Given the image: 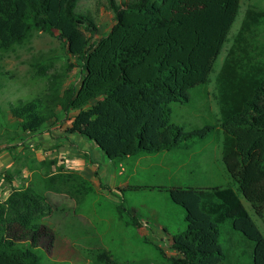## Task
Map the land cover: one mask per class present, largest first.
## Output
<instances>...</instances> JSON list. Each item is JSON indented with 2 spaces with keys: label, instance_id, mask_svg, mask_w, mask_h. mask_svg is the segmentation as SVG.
Instances as JSON below:
<instances>
[{
  "label": "trees",
  "instance_id": "obj_1",
  "mask_svg": "<svg viewBox=\"0 0 264 264\" xmlns=\"http://www.w3.org/2000/svg\"><path fill=\"white\" fill-rule=\"evenodd\" d=\"M108 9L115 24L95 42L97 22L90 11L79 10V0H0V54L41 32L57 36L84 69L79 86L65 87L73 65L49 75L53 63H37L35 73L49 77L48 88L32 101L10 103L17 132L3 144L40 133L59 119L58 111L75 113L68 133L94 142L116 162L187 149L183 139L205 137L211 128L186 132L172 123L171 105L189 103L191 91L209 81L240 0H108ZM216 80L223 164L264 223V9H247ZM43 182L42 191L33 184L11 185L9 197L0 202V256L43 264L39 250L51 252L57 237L48 219L62 209L45 192L66 194L77 205L97 194L77 173H47ZM165 193L184 210L187 222L184 230L169 232L184 261L165 258V264H223L220 239L228 223L251 243L253 264H264V236L233 188L175 187ZM119 208L126 210L122 201ZM129 215L127 225L139 230L143 223Z\"/></svg>",
  "mask_w": 264,
  "mask_h": 264
},
{
  "label": "rangeland",
  "instance_id": "obj_2",
  "mask_svg": "<svg viewBox=\"0 0 264 264\" xmlns=\"http://www.w3.org/2000/svg\"><path fill=\"white\" fill-rule=\"evenodd\" d=\"M251 7L264 9V0H240V10L228 41L214 64L209 81L205 86L191 91L189 103L171 105L172 123L181 126L186 132L211 128L203 135L204 139L200 136L183 139L182 145L189 146L187 149L172 152V163L175 165L173 169L169 166L168 160L166 165L158 162L159 155L155 154L149 155L150 161L142 163L136 170L128 166L125 176L119 179L129 178L132 187L136 190L142 189L139 192H125L120 197L126 208L125 211L119 208L120 203L113 193L92 194L77 205L66 194L45 192L48 196H52L62 209L48 219L47 223L55 230L57 237L55 248L51 252L45 249L39 250L43 264H111L112 260H116L118 264H165V258L176 263L183 262V256L174 248L172 239L163 231H149L151 225L147 222L139 230L127 225V220L130 219L129 213L135 211L151 222L157 221L159 217V220L167 223L166 227L171 233L184 230L187 226L184 210L175 205L165 193V189L174 187L233 188L264 236L263 221L251 204L245 200L238 184L228 174L222 161L224 135L220 126L222 115L216 80L227 50L241 27L245 12ZM79 10L90 11L94 16L99 29L95 42L106 35L115 24L114 14L108 9V0H79ZM37 63L42 65L53 63L49 75L64 73L68 64L73 65L74 68L69 73L65 87L70 83L79 86L84 77L83 67L75 57L67 54L57 36L34 32L25 45L0 54L1 146L5 145L4 138L17 132L16 125L8 113L10 103L19 100L32 101L48 88L49 77H38L35 73L34 66ZM88 143L93 145L89 149L91 154L100 160L98 153L103 152L95 143L90 140ZM204 157L209 160V165L203 162ZM222 168L225 169L229 179L225 178ZM103 169H105L104 165ZM46 174L42 170L34 172L31 184L42 191ZM102 181L105 184L107 179L102 178ZM120 211L123 212L122 215ZM142 237H150L149 242ZM220 243L226 255L223 264H253L251 243L241 233L236 232L231 224L222 227ZM155 246L162 249L165 257L156 250ZM104 252L108 255H104ZM0 264H22V262L4 254L0 256Z\"/></svg>",
  "mask_w": 264,
  "mask_h": 264
},
{
  "label": "crops",
  "instance_id": "obj_3",
  "mask_svg": "<svg viewBox=\"0 0 264 264\" xmlns=\"http://www.w3.org/2000/svg\"><path fill=\"white\" fill-rule=\"evenodd\" d=\"M74 115L75 113L64 115L58 111L59 119L48 122L40 133H26L22 135V139L0 146V202L6 201L9 197L11 185L17 189L29 186L32 183V175L38 170L50 175L59 171L77 173L93 184L98 195H102V192L115 194L118 203H121L120 197L125 192L141 191L142 188H137L136 190L130 185L129 178L120 180L119 177L125 176L128 166L136 170L142 163L149 162V155L151 154L116 162L109 160L104 153H101L102 155L98 153L100 160H97L89 151L93 145L88 143L89 140L87 138L68 133V129L71 127V119ZM97 148L99 147L97 146ZM173 151L155 154L159 155L157 157L158 162L166 165V160H168L169 166H172L173 169L175 167L172 163L171 154ZM202 159L205 164L209 165V160L206 157ZM102 164L105 169H103ZM178 169H180V166ZM222 172L226 175L225 178L229 179L225 169L222 168ZM8 177L12 179L10 182L12 184L7 180ZM102 178L107 179L105 184ZM52 199L54 200L53 197ZM132 215L139 218L140 222L143 223L140 229L147 222L151 225L149 231H163L172 239L166 227L167 223L159 220V217L157 221L151 222L139 216L135 211L132 212ZM142 238L148 241L150 239V237Z\"/></svg>",
  "mask_w": 264,
  "mask_h": 264
}]
</instances>
